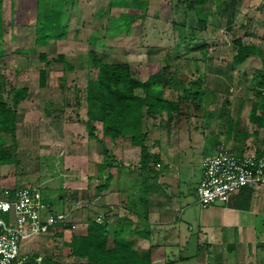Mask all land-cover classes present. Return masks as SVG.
Here are the masks:
<instances>
[{
	"label": "rangeland",
	"instance_id": "374dc122",
	"mask_svg": "<svg viewBox=\"0 0 264 264\" xmlns=\"http://www.w3.org/2000/svg\"><path fill=\"white\" fill-rule=\"evenodd\" d=\"M127 1L132 3L134 0ZM145 1L138 0L140 3L138 8L121 5L114 10L112 7L119 3H113L112 11L104 10L106 16L102 15V19L99 18L101 15L96 16L94 21L99 19L97 22L88 21L85 28L79 27L77 32L74 28L82 25V21L76 22L78 20L76 14L77 12L84 14L85 11L82 0L37 2L22 0L23 4L20 3V6L15 0L12 5L4 0L0 3V26L3 28L5 22L10 20L8 17L10 7L12 8L10 13L14 17L19 12L22 16H29V19L33 8H36L39 25L44 24L47 9H61L62 21L68 20L67 23L72 28L68 35L69 40L78 38L84 41V44H80L81 49L71 45L65 47V61L55 62L53 66L47 67L48 81L42 86L39 81V70L47 65L39 56L44 48L39 46V37L38 41L33 37V41L35 40L37 44L34 43L35 46L31 49L11 51L6 44L10 39L9 31L6 35L3 34L6 37L3 42L4 53L7 55L0 57L2 98L12 102L14 87L20 85L27 86L30 94L27 97L26 107L20 112L16 135L6 134L0 130V142L5 141L4 144L9 146L10 157L14 158L10 163L0 161V188L37 185L43 190L44 199L49 204L43 209V216L67 210L73 212L63 222L71 223V227L66 228L56 224L49 232L30 239L23 245L21 255L14 264L28 259L35 260L34 257L42 259L46 256L50 257L53 263L81 260L78 256L69 254V246L65 241L69 240L73 233L86 232L89 208L102 210L100 215L109 218L112 226H115L118 220L122 222L127 215L138 218L129 210L132 206L130 200L137 197L134 198V194L130 191L129 194L116 188L115 174L118 171L116 167L108 169L114 175L109 191L101 193L105 189H97V186L102 184L104 179L98 180L92 177L97 170L96 160L102 161L104 157L102 143L97 137L88 135L87 83L97 74V68L92 60L93 54L94 57L100 56L107 61L129 62L135 76L148 77L163 65L169 64L175 80L177 77L185 80L199 78L206 87L203 107L196 111L185 97L181 99L183 111L191 115L186 119L194 122H198L197 116L200 118L202 111L212 103L224 106L225 101L236 103L241 97L258 99V90L264 95V87L257 85L255 78L256 70H264V0H207L200 7V15L207 20V25L202 28L199 25L198 12L196 9H191L192 0H147V5L144 7ZM26 2L32 5L28 6L27 10L23 6ZM80 4L82 7H79ZM102 7L106 6L102 5ZM144 13L150 15L151 21L156 23L153 32H146L145 23L136 29L135 24L130 25L126 21V18L130 17L137 18L138 21ZM14 17L13 19L16 18ZM137 21L135 23H138ZM93 23L96 26L94 32L90 31ZM52 28L53 26L47 25V32L51 33ZM190 29L193 31L191 35L195 38L188 41L180 40V32H189ZM237 39L248 45L254 44L258 49L242 65H236L232 61L238 49V44L235 42ZM44 49L48 52L51 47ZM10 51L16 54L13 55ZM58 52L60 51H55V55ZM193 73L195 76L191 77ZM174 88H177L176 81L167 85L168 97H176L171 93ZM138 92L143 93L142 89ZM167 116L168 118L166 114L163 116L154 113L145 117L143 130L148 132L146 142L152 143L155 140V144H160L164 132L168 128L174 129L178 119L181 121L185 119L179 118L176 112L173 116ZM97 124V134L101 136V123ZM134 145L137 144H133L130 136L126 135L121 140V148L115 152L123 163L126 161L132 167L128 172L126 170L121 172L123 187L129 186L124 180L125 175L136 179L143 175L141 180L147 182V173L140 169L141 147ZM129 147L132 149L127 150ZM152 153L158 156L156 152ZM124 155L127 156L126 159ZM188 155L194 154L188 153ZM157 161L160 159L154 161L155 166ZM196 164H199L197 159ZM161 165L162 162L157 166L161 168ZM72 167L79 171L78 177L75 176L74 189L66 185L68 170ZM86 184H91L93 189L87 191ZM100 193L103 195L101 202L98 198ZM71 206H74V209H70ZM109 206L111 209L108 210ZM142 214L145 215L144 210ZM139 228L144 229L141 225ZM61 230L62 235L59 234ZM132 238L139 250H146L144 244L140 245L136 240L137 234ZM112 257V259H120L119 256ZM128 259L138 261L133 257ZM139 262L148 264L144 258ZM175 264L187 263L177 261Z\"/></svg>",
	"mask_w": 264,
	"mask_h": 264
},
{
	"label": "crops",
	"instance_id": "0c3cea01",
	"mask_svg": "<svg viewBox=\"0 0 264 264\" xmlns=\"http://www.w3.org/2000/svg\"><path fill=\"white\" fill-rule=\"evenodd\" d=\"M4 1H9V5L14 2V0ZM103 1L82 0V4L86 5H84V14L80 12L76 14L78 16L76 22L82 21V25H77L74 31H79V27L84 29L88 21L97 22L98 18L94 21L96 16L101 15L99 18L102 19V15L106 16L104 10L112 11L113 3H119L112 7L113 10L123 5L122 1L118 0H105V4ZM15 2L19 6L23 4L22 0H15ZM30 5L26 2L23 5L24 9L27 10ZM99 5H101L100 10H98ZM102 5L106 7H102ZM79 7H82L81 4ZM191 9L198 11V5L194 4ZM11 10L10 7L8 16L10 20L7 22L2 20L6 25L2 24L4 28L0 26V57L7 55L4 53L3 46L6 39L4 35L7 34V31H9L10 39L6 44L11 51L33 48L37 44L35 40L33 41V37L36 41L39 37L40 47H51L48 52L43 48L39 54L40 59L47 65L39 70L40 84L45 86L48 81L47 67L53 66L55 62L63 63L65 61V47L71 45L81 49L80 44H84V41L78 38L69 40L68 35L72 28L67 23L68 20L66 22L63 19V21H59L60 24L55 20V16L52 14L57 10H46L43 25L37 23L36 8H33L30 19L29 16H22L19 12L15 14V18L10 13ZM19 11L21 12L20 7ZM49 14H51L50 18L54 23L46 22ZM85 16L91 17L86 18ZM13 20L15 21L13 22ZM137 22L135 23L136 29L145 23L146 32L155 30L156 23L151 21V16L148 14L142 15ZM47 25L57 26V33L62 31L63 35L52 36L51 34L56 32V29L53 27L52 32L48 33ZM95 27L93 23L90 31L94 32ZM14 51L11 52L13 55L16 54ZM55 51L60 52L55 55ZM88 58H90L89 55ZM244 62L236 63V65H242ZM42 71H45L44 79ZM194 74L191 77L195 76ZM137 77L146 80L149 76ZM22 87L27 86H16V88ZM14 94L13 91V96ZM29 94L30 89L28 88ZM28 95L19 103L16 128L20 121V112L22 108L26 107ZM246 97L237 99L236 103L230 100L225 101L226 105L224 106L212 103L202 111L200 118L197 116L196 121L198 122L186 118L182 121L178 120L174 129L168 128L169 130L164 132L160 144H155V140L152 143L147 142L151 152L160 155V161L157 162H162L161 168L156 165L157 176L151 177V174L146 172V185L148 186L146 193L148 212L146 215H148L141 220V226L144 227L142 230L146 235L137 234L138 239H136L140 245L144 244L146 251L151 250V264H175L177 261L187 264H264V185H245L233 191L227 200L215 201L209 205H202L199 202L196 191L202 177V159L205 155L213 153L220 143L224 142L232 150L238 152L264 151V100H259L263 104L257 108L252 118L253 102L258 99ZM8 103L13 104V101ZM167 115L166 118H168ZM159 141L158 139L157 142ZM130 149L132 148H127V150ZM188 153L194 155L190 156ZM196 159L199 164H196ZM124 163L125 168L129 171L132 167L126 161ZM77 175H79L77 168H69L66 185H70L74 189L75 176ZM142 176L138 180L133 176L125 175L124 180L129 186L123 187L117 171L115 174L116 188L126 193L130 191L134 197L139 198L142 193L141 186L145 185L144 180H141ZM131 183L132 185H130ZM86 187L87 191L93 189L91 184H86ZM138 187L140 189H137ZM109 189H105L101 193L109 191ZM101 193L98 196L100 202L103 197Z\"/></svg>",
	"mask_w": 264,
	"mask_h": 264
},
{
	"label": "trees",
	"instance_id": "16d2710c",
	"mask_svg": "<svg viewBox=\"0 0 264 264\" xmlns=\"http://www.w3.org/2000/svg\"><path fill=\"white\" fill-rule=\"evenodd\" d=\"M206 1L207 0H192L191 7H193L194 4L198 5L197 12L198 15H200V7H202ZM122 4L131 6L132 8H138L140 5L138 0H134L132 3L123 0ZM146 5L147 2L145 1L144 7H146ZM50 15L51 14L48 15L46 22L54 23ZM53 15L55 16V20L61 22L63 15L61 9L55 11L52 16ZM143 16H145V13ZM136 19L137 18L130 17L126 18V21L130 25H134L137 21ZM199 25L201 28L205 27L207 25V20L199 16ZM53 27L56 30L58 29L55 25H53ZM192 32L191 29L189 32H180V40L188 41L194 39L195 37L191 35ZM51 35L62 36L63 32L57 33L56 31ZM235 42L238 44L237 53L233 56V61L235 63L244 62L250 55L258 50L254 44H245L241 39H237ZM176 55L180 56L179 54ZM92 60L97 68V74L95 77L90 78L87 83L88 135L98 138L102 143L104 154L102 161L96 160L95 165L97 170H95L92 176L94 179H104V182L97 186V189L103 190L111 186L114 175L112 172H109V167H116L120 178L121 172L125 170L128 172L123 161L115 155V152L121 148L120 144L122 138L126 135L130 136L133 144L140 145L141 147L140 169L150 173L151 177L157 176L158 170L154 165V161L158 160L159 156H155L151 152L146 142L148 132L143 130L145 117L154 113L173 116L174 112H176L179 118H188L191 115L183 111L181 99L185 97L188 102H190V105L197 111L202 108L203 95L206 87L200 82L199 78L185 80L177 77L176 80L173 79L169 64L163 65L162 68L151 73L146 80H142L135 76L129 62L107 61L103 59V57H94V55ZM42 74L44 79L45 71H42ZM255 78L257 80V85L264 87V70H256ZM175 81L177 83V88L172 89L171 93H174L176 97L171 98L166 95L167 85ZM139 89H142L143 93L138 92ZM14 90L13 104H9L2 98L0 88V130L6 134L15 136L19 103L28 95V88L14 87ZM257 97L258 101L253 102L251 110L252 118L257 108L263 104L260 103L264 97L263 92L258 90ZM97 123H101V136L97 134ZM4 142L5 141L2 143L0 142V161L2 163H10L14 158L10 157L9 146L5 145ZM143 183H145V185L143 184L141 186L142 193L139 198L134 197L135 199L130 200L132 208L129 207L130 212L137 215L138 220L135 221L132 216L127 215L122 222L118 220L115 226H112L109 218H106V216V219L104 218L105 220L103 221L97 220V216L102 210L99 211L89 208L86 232L79 234L73 233L71 238L65 241V244L69 246V254L76 255L80 259L129 262L133 264H143L139 262V260L144 258L148 261V264H151V250H139L135 246L132 238L136 234L143 235V230H141L139 226L141 225V220L146 218V207L148 203L146 197L148 186L146 185V181H143ZM109 207L108 210L111 209V206ZM142 208L145 215L142 214ZM59 224L66 228L72 225L68 222ZM59 234L62 235L63 231L61 230ZM112 256H119L120 259H112ZM131 257L138 261L128 259ZM36 258L37 257H34V259ZM42 260L51 262V258L48 256L42 257ZM58 263L63 262H55L54 264ZM17 264H20V262Z\"/></svg>",
	"mask_w": 264,
	"mask_h": 264
},
{
	"label": "built area",
	"instance_id": "2783aa9c",
	"mask_svg": "<svg viewBox=\"0 0 264 264\" xmlns=\"http://www.w3.org/2000/svg\"><path fill=\"white\" fill-rule=\"evenodd\" d=\"M250 184L264 185V151L238 152L222 142L203 157L196 191L199 202L209 205L227 200L233 191ZM48 205L37 185L0 188V264H14L27 241L49 232L73 213L67 210L43 216ZM104 218L103 214L97 216L98 221Z\"/></svg>",
	"mask_w": 264,
	"mask_h": 264
},
{
	"label": "water",
	"instance_id": "95a60500",
	"mask_svg": "<svg viewBox=\"0 0 264 264\" xmlns=\"http://www.w3.org/2000/svg\"><path fill=\"white\" fill-rule=\"evenodd\" d=\"M20 264H54L51 262L43 261L42 259H35V260H25ZM58 264H133L129 262H117V261H94L89 259H81L72 262H65V263H58Z\"/></svg>",
	"mask_w": 264,
	"mask_h": 264
}]
</instances>
